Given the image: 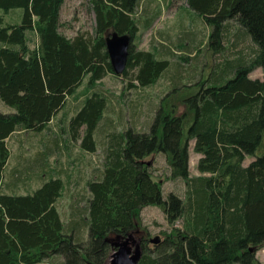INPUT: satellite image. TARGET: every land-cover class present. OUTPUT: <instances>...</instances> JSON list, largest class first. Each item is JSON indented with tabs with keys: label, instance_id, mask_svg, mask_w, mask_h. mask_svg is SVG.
<instances>
[{
	"label": "trees",
	"instance_id": "16d2710c",
	"mask_svg": "<svg viewBox=\"0 0 264 264\" xmlns=\"http://www.w3.org/2000/svg\"><path fill=\"white\" fill-rule=\"evenodd\" d=\"M86 1L95 17L94 31L68 37L59 29L64 0H0L5 13L22 10L18 22H6L0 14V100L11 108L0 111V264L58 258L62 264H105L111 250L108 236L126 237L139 211L149 206L159 208L172 229L154 247L141 240L137 264H253L254 250L264 245V80L249 73L264 69V0H185L207 30L206 38H199V29L183 25L181 45L191 32L194 53H221L235 25V36L239 33L255 47L214 64L212 83L172 84L141 126L131 121L122 133L112 128L106 134L102 170L86 182L87 240L79 241L85 237L79 232L81 218L64 224L60 217L61 177L49 176L36 189L17 193L27 175L38 179L44 160L4 178L10 160L7 140L14 132H40L60 112L74 110L68 119L71 136L79 139L82 132L81 148L95 153V129L102 120H113L105 118L108 98L96 83L112 74L144 88L170 69L169 45H160L164 51H159L138 48L133 41L152 27L159 9L150 13L144 7L137 17L141 0ZM111 31L131 37L126 67L118 75L105 46ZM176 70L180 78L181 69ZM86 77L71 110L67 97ZM195 85L188 96L172 95ZM177 102L185 107L179 114ZM190 142L200 156L197 171L208 176L190 177ZM152 154L165 157L170 180L185 183L183 199L174 193L163 198L161 184L143 162ZM246 157L253 161L243 166ZM179 220L182 227H174Z\"/></svg>",
	"mask_w": 264,
	"mask_h": 264
},
{
	"label": "rangeland",
	"instance_id": "374dc122",
	"mask_svg": "<svg viewBox=\"0 0 264 264\" xmlns=\"http://www.w3.org/2000/svg\"><path fill=\"white\" fill-rule=\"evenodd\" d=\"M153 1L151 3L146 2L147 7H149L148 12L153 13L159 8L161 15L150 29L140 34L139 40L133 39V41L138 42V48H154V50L159 48V51L163 50L160 45L156 44L155 47H152L150 40L156 37L164 41L173 52V55L168 57L170 69L154 85L144 88L129 86V78L114 77L112 74L106 75L96 83L97 89L102 90L108 98L107 108L104 112L105 118L110 117L113 120L111 123L102 120L98 129H95L94 136L97 141L95 153L85 152L81 148L80 137L82 132H80L79 139L74 140L68 128V119L74 112L71 106L77 101L71 103L70 109L73 111L70 110V115L65 114L64 111L60 112L43 131H16L7 140L10 160L4 171V178L6 179L7 175L15 169L19 171L30 164L36 166V163L39 165L44 160V168H48L52 176L61 175L62 179L65 180V188L56 203L57 209L64 224H68L70 220L81 218L82 224L79 232L85 237L80 238L79 241L87 240L88 236V229L85 226L87 222L86 203L89 197L86 182L102 170V143L106 141V134L112 128L122 133L123 129L131 125V121L134 125L141 126L144 121L151 118L160 100L170 92L172 84L178 87L201 80H204L205 84L212 83L211 77L215 71L214 64L222 63L226 58L234 57L238 50L241 51L242 49L243 53L247 54L250 48L255 47L249 39L246 38L245 40L239 33L235 36L236 27L232 25L223 41L224 47L221 53L211 54L208 51L194 53V40H191L195 39V36L191 32L192 35L188 33L189 36L182 41L184 45H181L182 43H179V40L183 39V30H185L183 25L189 31L194 32L199 29L200 32L196 36L205 39L207 27L203 19L185 8V0H167V2L166 0H155L156 3H153ZM142 7H145L144 4ZM21 13L20 8L9 10L8 13L0 9V14H3L6 22L9 20L18 22ZM141 15L142 13H139L138 9L136 16ZM94 26L95 17L86 0H64L60 9L59 28L63 34L68 37H73L78 32L92 34ZM34 38V35H31V39L34 40ZM179 68L182 72L180 78L178 76L180 71L176 70ZM174 73L175 76H173ZM249 76L264 80V69L254 68ZM87 80V77L83 80L78 92L84 89ZM187 87L179 88L172 95L179 99L181 96H188L197 90L196 85ZM184 108V105L177 102L178 114ZM10 109L0 100V111ZM109 123L112 124V127ZM199 158L200 156L193 152V142H190L188 161L190 177L208 176V174H201L197 171L196 164ZM40 159L41 162H39ZM252 161V157H246L242 164L247 166ZM143 162L150 167L153 179L161 184L164 199L170 193H174L182 199L185 197L187 190L185 183L182 180L169 179V167L162 154H152L146 157ZM37 168H35L36 171ZM77 178L81 186L78 193L72 194L75 187L73 184ZM76 210H78L77 215L73 212ZM174 227L181 228L182 221H177ZM171 229L172 226L167 223L164 213L159 208L154 206L142 208L134 220L133 230L126 237L123 238L113 234L108 236L111 250L105 264H111L114 259L113 256L117 253L122 255L123 260L132 262L139 254L141 240L147 239L149 246L154 247L150 241L156 238L159 242L162 241L165 234H169ZM254 256L255 261L253 264H264V245L254 250ZM43 264H62V260L58 258L53 261H46Z\"/></svg>",
	"mask_w": 264,
	"mask_h": 264
},
{
	"label": "water",
	"instance_id": "95a60500",
	"mask_svg": "<svg viewBox=\"0 0 264 264\" xmlns=\"http://www.w3.org/2000/svg\"><path fill=\"white\" fill-rule=\"evenodd\" d=\"M130 43L131 37L127 33L119 34L116 31H111L105 35L106 51L112 71L116 75L121 74L126 67ZM158 242L159 241L157 238L150 241V243L153 245L158 244ZM138 253L139 254H137L132 262L123 260L121 257L122 255L117 253L113 256L114 259L112 260L111 264H137L140 257V251Z\"/></svg>",
	"mask_w": 264,
	"mask_h": 264
},
{
	"label": "crops",
	"instance_id": "0c3cea01",
	"mask_svg": "<svg viewBox=\"0 0 264 264\" xmlns=\"http://www.w3.org/2000/svg\"><path fill=\"white\" fill-rule=\"evenodd\" d=\"M153 0H147V1H144V0H141V2H140V6H139V13H141V11H143V7H142V5L144 4V6L147 4L146 2H148V3H151ZM166 2H167V0H166ZM153 3H156L155 2V0L153 1ZM162 4H163V2H162ZM185 6V8H187V5L185 4L184 5ZM147 9L149 8V7H147V5L145 6ZM159 9V8H158ZM160 10V9H159ZM161 11V10H160ZM184 15H188V14H184ZM150 42H152V45L154 44V45H156V44H159V45H165L166 43L164 42V41H162V40H160V39H157L156 37H153L151 40H150ZM79 89V88H78ZM78 89L74 92V94H72V95H70V96H68L67 97V104L66 105H69V107L71 106V103L73 102V97L75 96V94L78 92ZM56 117V116H55ZM52 122V121H51ZM50 122V123H51ZM49 123V124H50ZM48 124V125H49ZM47 125V126H48ZM46 126V127H47ZM44 130V129H43ZM42 130V131H43ZM48 166V165H47ZM47 168V167H46ZM70 173V172H69ZM71 174V173H70ZM51 177L52 176V174H51V172L49 171V169L47 168V169H45L44 168V171H42L41 173H39V177H38V179H34L31 175L30 176H27L26 178H24V181H25V183H23L22 182V184L18 187L17 186V189H19L18 190V192L17 193H20V194H22V193H25L27 190L28 191H32V190H34V189H36L37 187H39L40 185H41V183H42V180L44 179V180H46V178H48V177ZM57 176H59V177H61V179H62V176L61 175H57ZM54 177H56V176H54ZM63 180V179H62ZM63 182H64V186H65V180H63ZM25 185H27V186H25ZM75 185V187H74V190H73V193L72 194H76V193H78V191H79V189H80V186H81V183H80V181L78 180V178H77V180H75V182H74V184H73V186ZM65 188V187H64ZM63 192V191H62ZM56 206H57V204H56Z\"/></svg>",
	"mask_w": 264,
	"mask_h": 264
},
{
	"label": "flooded vegetation",
	"instance_id": "af4514ba",
	"mask_svg": "<svg viewBox=\"0 0 264 264\" xmlns=\"http://www.w3.org/2000/svg\"><path fill=\"white\" fill-rule=\"evenodd\" d=\"M153 245V244H152ZM157 245V244H156ZM153 246H155V245H153Z\"/></svg>",
	"mask_w": 264,
	"mask_h": 264
}]
</instances>
